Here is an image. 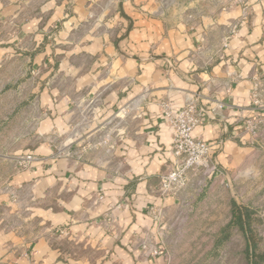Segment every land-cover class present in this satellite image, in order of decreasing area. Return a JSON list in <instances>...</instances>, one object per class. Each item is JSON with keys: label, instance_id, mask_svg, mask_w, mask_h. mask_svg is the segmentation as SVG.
I'll list each match as a JSON object with an SVG mask.
<instances>
[{"label": "crops", "instance_id": "1", "mask_svg": "<svg viewBox=\"0 0 264 264\" xmlns=\"http://www.w3.org/2000/svg\"><path fill=\"white\" fill-rule=\"evenodd\" d=\"M1 1L0 70L8 63L11 73L21 72L1 95L21 94L25 81L28 97L14 111L38 102L47 116L38 133L22 140V154L42 160L16 172L9 193L0 192V264H168L166 254L143 258L130 245L158 231L151 207H163L169 219L168 211L190 202L186 193H158L160 175L175 162L161 102L169 100L177 114L190 101L203 108L224 101L221 113L202 114L192 135L211 145L224 173L243 167L260 146L246 120L264 115L251 105L252 77H264V0H247L249 19L227 47L225 29L241 5L197 21L177 0ZM234 77L242 80L226 86ZM97 94L102 103L88 130L94 134L126 104L141 101L112 156L107 162L54 156L44 139L56 133L72 143L67 134L83 100ZM57 227L70 236L56 239Z\"/></svg>", "mask_w": 264, "mask_h": 264}, {"label": "rangeland", "instance_id": "2", "mask_svg": "<svg viewBox=\"0 0 264 264\" xmlns=\"http://www.w3.org/2000/svg\"><path fill=\"white\" fill-rule=\"evenodd\" d=\"M0 2L4 4L6 1ZM175 3L183 9L189 6L187 11L194 13L197 21L203 15H211L216 19L221 12L236 5H241L243 11L247 12V20L250 16L246 9L247 0H177ZM9 36L10 33L3 34L2 40H9ZM1 69L0 192L9 193L10 183L17 172L18 156L24 152L23 144L26 141L22 140L38 133L44 117L43 111L37 107L38 102L30 104L29 108L22 107L14 111V104L24 102L28 97L27 83L23 81L21 94L2 96L5 83L12 81L21 72L15 69L11 73L8 63L2 65ZM36 99L40 100V97L35 96ZM51 136L58 137V134L53 133ZM253 137L258 139L260 146L255 147V152L243 167L228 174H214L204 182L203 187L197 183L201 176H193L190 188L180 194H184V197L185 193L189 194V209L184 207L175 214L173 209L168 211L169 219L165 218L161 223V226H165L161 236L168 264H252L243 231L237 225L227 226L232 219L233 203L247 206L251 211L250 225L252 237L257 242V254L264 255V132ZM225 226L228 228L223 231ZM65 228L57 227L53 230L56 239L70 236L69 229L68 235H62ZM144 234L157 243L155 235L159 233ZM132 248L138 249V246L134 244ZM141 256L147 258L146 255ZM260 264H264V260Z\"/></svg>", "mask_w": 264, "mask_h": 264}, {"label": "built area", "instance_id": "3", "mask_svg": "<svg viewBox=\"0 0 264 264\" xmlns=\"http://www.w3.org/2000/svg\"><path fill=\"white\" fill-rule=\"evenodd\" d=\"M192 18L191 15L190 19ZM246 19L247 12L243 11L237 21L225 29L223 47L229 45L231 38L238 34L241 22ZM241 80V77H234L227 80L225 85L231 87L233 83H238ZM140 102V99L137 98L126 104L104 124V127L98 129V133L94 134L88 132L89 125L95 119L97 109L102 103V97L97 94L86 98L80 106L78 119L72 124L67 134V139H71L72 143L67 145L62 143L59 136L53 137L51 135L44 140L55 148L54 156L56 157H68L78 160L93 158L103 159L107 162L113 154L118 138L125 133L126 121L140 110ZM251 105L255 110L264 108V77L260 74L252 77ZM226 106L227 104L222 100H218L215 106L209 108L198 107L195 102L190 101L179 113L175 114L169 100L161 102L162 114L173 129L172 154L175 157V162L170 169L160 175L158 188L160 197H179L190 186L193 176H201L197 183L202 184L201 187H203L207 179L212 178L214 174L224 173L218 160L211 154V145L201 138H195L192 133L201 123L204 112L214 116L226 109ZM46 116L47 113L43 112V117ZM263 127L264 115L258 114L246 120V128L253 136L261 134ZM83 139L84 143H81L80 146L77 145ZM18 159L17 172L24 171L42 160L33 153L21 154ZM149 213L159 221L160 228L157 233L160 235V242L156 241L157 243H154L152 238L146 236L147 234H143L132 246L136 244L142 255L147 257L165 255L161 236V230L165 227L161 226L165 218V210L163 207L155 205L150 208ZM108 218L111 221L112 218ZM68 232L65 228L61 233L62 235H68Z\"/></svg>", "mask_w": 264, "mask_h": 264}, {"label": "trees", "instance_id": "4", "mask_svg": "<svg viewBox=\"0 0 264 264\" xmlns=\"http://www.w3.org/2000/svg\"><path fill=\"white\" fill-rule=\"evenodd\" d=\"M251 211L247 206H242L237 203H233L232 209V219L227 225H237L242 231L247 241V250L250 251L252 264H260L261 260H264L263 253L257 254V245L252 237V229L250 225L251 221ZM227 226L222 228L223 231L227 230Z\"/></svg>", "mask_w": 264, "mask_h": 264}]
</instances>
